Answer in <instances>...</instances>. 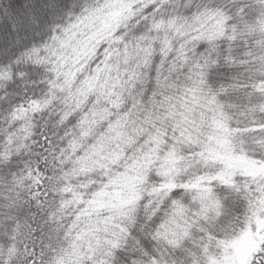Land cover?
Wrapping results in <instances>:
<instances>
[{"label": "snow or ice", "instance_id": "6c2138e0", "mask_svg": "<svg viewBox=\"0 0 264 264\" xmlns=\"http://www.w3.org/2000/svg\"><path fill=\"white\" fill-rule=\"evenodd\" d=\"M0 264H264V0H0Z\"/></svg>", "mask_w": 264, "mask_h": 264}]
</instances>
